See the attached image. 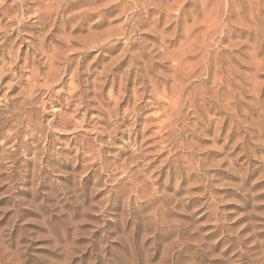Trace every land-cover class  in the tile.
<instances>
[{
    "label": "clouds",
    "instance_id": "clouds-1",
    "mask_svg": "<svg viewBox=\"0 0 264 264\" xmlns=\"http://www.w3.org/2000/svg\"><path fill=\"white\" fill-rule=\"evenodd\" d=\"M0 264H264V0H0Z\"/></svg>",
    "mask_w": 264,
    "mask_h": 264
}]
</instances>
